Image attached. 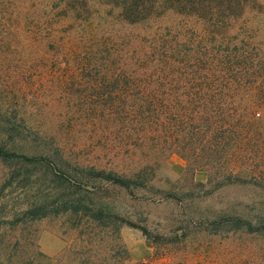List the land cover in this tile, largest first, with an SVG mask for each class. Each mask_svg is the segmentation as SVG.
I'll return each mask as SVG.
<instances>
[{"label": "rangeland", "instance_id": "1", "mask_svg": "<svg viewBox=\"0 0 264 264\" xmlns=\"http://www.w3.org/2000/svg\"><path fill=\"white\" fill-rule=\"evenodd\" d=\"M257 1L264 6V0ZM94 6L93 26L107 38L106 53L97 49L86 52L87 47L80 44L76 48L81 27L71 21L59 27L68 9L63 0H0V108L4 115L0 130L11 133L4 142L10 147H23L24 140L14 135L21 134L23 139L28 137L26 140L39 135L40 140L44 138L70 151L74 160L119 173H129L141 162L153 160L149 162L154 180L144 189L132 187L127 192L98 184L100 190L83 193L86 205H102L125 222L120 236L130 253V264L148 261L152 255L140 228L147 229L152 238L162 236L181 242L186 264L246 260L264 264V235L229 226L211 232L213 221L221 214L253 217L264 213V181L217 186L220 180L213 177L210 183L207 172L186 173L187 161L182 155L160 154L156 149L163 143L159 146L152 138H139L138 133L144 129H122L115 119L117 114L109 118V111L102 105L122 97L121 87L106 89L83 77V55L93 57L96 53L101 63L123 57L134 62L136 54L149 44L144 37L159 25L177 24L178 18L170 15L136 27L117 22L118 12L111 7L98 3ZM52 39L54 47L49 46ZM63 56L69 58V64L62 62ZM259 112L264 119V104ZM250 137L254 145L256 140L264 142V129H255ZM254 166L264 170V162ZM31 169L27 168L29 176L16 180L5 200L10 219L15 213L20 219L2 231L4 245L9 247L7 253L13 248L16 251L12 261L5 264H78L87 256L76 254L82 238H86L82 233L91 232L95 245L115 242L111 229L91 225L83 214L26 217L25 212L33 204L40 208L57 200L58 187L51 176L40 167L38 172ZM8 175V168L0 163V184ZM75 223L83 228L75 227Z\"/></svg>", "mask_w": 264, "mask_h": 264}, {"label": "trees", "instance_id": "2", "mask_svg": "<svg viewBox=\"0 0 264 264\" xmlns=\"http://www.w3.org/2000/svg\"><path fill=\"white\" fill-rule=\"evenodd\" d=\"M63 1L68 9L59 27L65 26L66 21L81 27L76 48L80 44L87 47L86 52L97 49L106 53L104 47L109 44L104 32L93 26L97 3L117 11V22L136 27L175 15L177 24L159 25L144 37L149 44L136 54L134 62L123 57L101 63L96 53L93 57L82 53L84 79L106 89L121 87L122 97L102 105L109 111V118L117 114L115 119L122 129H144L138 133L139 138L142 141L152 138L159 146L163 143L156 149L160 154L182 155L187 161L186 173L207 172L210 183L213 177L220 180L217 186L256 185L264 181V170L254 166L264 162V142L256 140L254 145L250 139V132L264 129L259 112L264 104L263 5L257 0ZM49 44L55 46L53 39ZM69 61L67 56L62 57V62L69 64ZM1 116L4 115L0 108V119ZM10 134L0 130V163L9 170L8 178L0 184V259H6L0 260V264L10 263L16 252L13 248L7 253L9 247L4 245L2 231L20 220L17 213L10 219L5 200L16 180L29 176L27 168L38 172V167L57 184V200L40 208L33 204L24 215L33 219L50 213H71L76 217L83 214L91 225L111 229L116 238L111 245H95L89 236L91 232L82 233L86 238H82L76 254L87 256L78 264H130V253L120 236L125 222L102 205H86L83 193L100 190L98 184L127 192L132 187L144 189L154 180L149 162L153 160L141 162L129 173H119L74 160L70 151L44 138L40 140L39 135L26 140L28 137L23 139L15 133L25 145L10 147L4 142V137ZM213 226L211 232L215 233L217 228L229 226L264 235V213L253 217L221 214ZM75 227L83 228L79 223ZM140 230L148 239L152 255L150 260L139 264H186L187 254L183 249L180 251L181 242L162 236L152 238L147 229ZM101 255L103 258L95 259Z\"/></svg>", "mask_w": 264, "mask_h": 264}]
</instances>
